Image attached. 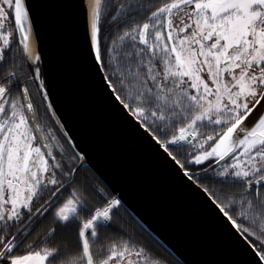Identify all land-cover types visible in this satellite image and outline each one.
<instances>
[{
	"label": "snow or ice",
	"instance_id": "snow-or-ice-1",
	"mask_svg": "<svg viewBox=\"0 0 264 264\" xmlns=\"http://www.w3.org/2000/svg\"><path fill=\"white\" fill-rule=\"evenodd\" d=\"M54 0H0V264H173L87 163L46 63ZM75 70L233 258L264 264V0H80Z\"/></svg>",
	"mask_w": 264,
	"mask_h": 264
},
{
	"label": "water",
	"instance_id": "water-1",
	"mask_svg": "<svg viewBox=\"0 0 264 264\" xmlns=\"http://www.w3.org/2000/svg\"><path fill=\"white\" fill-rule=\"evenodd\" d=\"M54 3L61 6L45 10L42 17L46 63L57 74L63 110L88 153L87 163L180 264H219L233 258L227 241L210 222L191 211L148 151L89 99L75 70V55L84 39L83 22L75 7L80 0Z\"/></svg>",
	"mask_w": 264,
	"mask_h": 264
},
{
	"label": "trees",
	"instance_id": "trees-1",
	"mask_svg": "<svg viewBox=\"0 0 264 264\" xmlns=\"http://www.w3.org/2000/svg\"><path fill=\"white\" fill-rule=\"evenodd\" d=\"M159 244V243H158ZM160 245V244H159ZM173 264H180L178 261H176L175 259H173Z\"/></svg>",
	"mask_w": 264,
	"mask_h": 264
}]
</instances>
